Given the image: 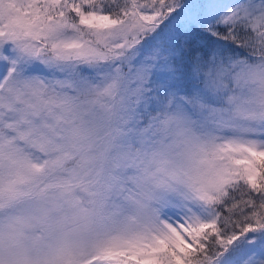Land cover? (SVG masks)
Returning a JSON list of instances; mask_svg holds the SVG:
<instances>
[{"label": "snow or ice", "instance_id": "6c2138e0", "mask_svg": "<svg viewBox=\"0 0 264 264\" xmlns=\"http://www.w3.org/2000/svg\"><path fill=\"white\" fill-rule=\"evenodd\" d=\"M0 264H264V0H0Z\"/></svg>", "mask_w": 264, "mask_h": 264}]
</instances>
